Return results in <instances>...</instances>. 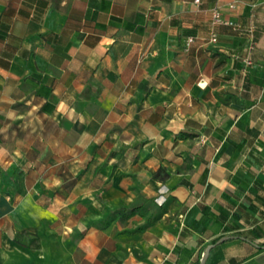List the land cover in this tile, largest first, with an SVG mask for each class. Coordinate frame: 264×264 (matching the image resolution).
I'll list each match as a JSON object with an SVG mask.
<instances>
[{
	"label": "crops",
	"instance_id": "obj_1",
	"mask_svg": "<svg viewBox=\"0 0 264 264\" xmlns=\"http://www.w3.org/2000/svg\"><path fill=\"white\" fill-rule=\"evenodd\" d=\"M5 114L0 264H264V0H0Z\"/></svg>",
	"mask_w": 264,
	"mask_h": 264
},
{
	"label": "built area",
	"instance_id": "obj_2",
	"mask_svg": "<svg viewBox=\"0 0 264 264\" xmlns=\"http://www.w3.org/2000/svg\"><path fill=\"white\" fill-rule=\"evenodd\" d=\"M193 2L195 4H198L200 2V0H193ZM211 23L212 24H226V25H230L234 28H236V26L233 24L232 21L230 20H227V19H223L219 12L215 9H213L211 11ZM210 42L214 43L216 41V34L214 32L211 33L210 35ZM192 41V38L191 37H188L186 40H185V43H184V47L187 48L190 44V42ZM244 62L248 63L247 60H244ZM164 193H165V187L162 186L159 188V191H158V195L157 197L155 198V202L158 204V205H162L164 202H165V197H164Z\"/></svg>",
	"mask_w": 264,
	"mask_h": 264
},
{
	"label": "trees",
	"instance_id": "obj_3",
	"mask_svg": "<svg viewBox=\"0 0 264 264\" xmlns=\"http://www.w3.org/2000/svg\"><path fill=\"white\" fill-rule=\"evenodd\" d=\"M238 32L241 31L240 29H236ZM216 40H217V37H216ZM243 60H247L249 62V58L248 57H245ZM245 63V62H244ZM73 182V179H68V183L67 184H64L65 187H69ZM218 219H219V223L220 224H224V228L227 229V230H235L237 229V225L233 222H230L228 221V214H227V211L225 212H221L219 215H218ZM217 239H213L212 242H215Z\"/></svg>",
	"mask_w": 264,
	"mask_h": 264
},
{
	"label": "rangeland",
	"instance_id": "obj_4",
	"mask_svg": "<svg viewBox=\"0 0 264 264\" xmlns=\"http://www.w3.org/2000/svg\"><path fill=\"white\" fill-rule=\"evenodd\" d=\"M6 119H7V115L5 114V115H2V117H0V120L2 121V122H6ZM3 126V130L5 131L6 130V128H7V125L5 124V125H2ZM165 193H166V189H165ZM164 193V194H165ZM16 244L17 245H19V239L17 238V240H16Z\"/></svg>",
	"mask_w": 264,
	"mask_h": 264
},
{
	"label": "water",
	"instance_id": "obj_5",
	"mask_svg": "<svg viewBox=\"0 0 264 264\" xmlns=\"http://www.w3.org/2000/svg\"><path fill=\"white\" fill-rule=\"evenodd\" d=\"M210 247H211V245H209V246L206 248L205 253H204V255H203L202 259H201L200 264H203V261H204V259H205V256H206L207 252L209 251Z\"/></svg>",
	"mask_w": 264,
	"mask_h": 264
}]
</instances>
